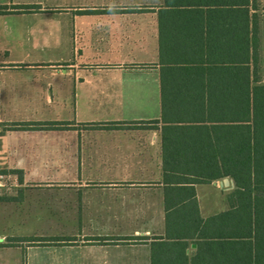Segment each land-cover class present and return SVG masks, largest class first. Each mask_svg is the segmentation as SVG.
Returning <instances> with one entry per match:
<instances>
[{
  "label": "crops",
  "instance_id": "0c3cea01",
  "mask_svg": "<svg viewBox=\"0 0 264 264\" xmlns=\"http://www.w3.org/2000/svg\"><path fill=\"white\" fill-rule=\"evenodd\" d=\"M2 4L41 7L0 13V176L33 182H0V264H240L237 250L226 262L219 237L166 231V201L173 200L169 188L176 180L163 167L165 0ZM187 14L185 32L200 31L215 41L224 30L216 9ZM48 121L58 124L39 127ZM43 180L56 182L37 183ZM234 188L231 177L196 183L200 216L236 207L228 198ZM42 198L55 204L53 211H20L15 205ZM64 202H71V217L64 214ZM170 206L195 208L188 200ZM16 223L55 230H1ZM68 224L71 230H64Z\"/></svg>",
  "mask_w": 264,
  "mask_h": 264
},
{
  "label": "trees",
  "instance_id": "16d2710c",
  "mask_svg": "<svg viewBox=\"0 0 264 264\" xmlns=\"http://www.w3.org/2000/svg\"><path fill=\"white\" fill-rule=\"evenodd\" d=\"M40 7L2 4L0 13ZM251 7L256 11L251 12ZM204 8L221 13L224 30L215 41L200 31L182 29L190 18L187 13ZM167 13L172 14L164 21ZM160 17L163 167L176 180L169 188L173 200L166 201V231L195 230L219 237L226 262H232L237 250L240 264L252 260L264 264V78L260 75L258 2L165 0ZM38 124L52 128L58 123ZM224 177L234 180L228 198L236 207L202 218L195 184ZM186 200L195 208L170 206L172 201ZM175 211L179 214L172 218Z\"/></svg>",
  "mask_w": 264,
  "mask_h": 264
},
{
  "label": "rangeland",
  "instance_id": "374dc122",
  "mask_svg": "<svg viewBox=\"0 0 264 264\" xmlns=\"http://www.w3.org/2000/svg\"><path fill=\"white\" fill-rule=\"evenodd\" d=\"M259 10L261 11L262 14V32H261V36H262V51L264 53V0H261L260 5H259ZM0 182L2 184L5 185H14L17 183H33L32 181H26V180H22V177L17 176V175H8V174H4L2 176H0ZM56 181L53 180H43V181H38L37 183H53ZM22 194L24 195L23 192L19 193V195ZM46 193H42L39 192L38 195L43 196ZM68 194V193H65ZM70 194V193H69ZM17 207V210H22V211H26L27 209L30 210H41L43 212H51L54 210L55 208V204L50 202L47 199H39V200H35L32 201L30 203L26 202V204L24 202L22 203H16L15 204ZM64 214L66 216H72L73 214V209H72V205L71 202H64ZM54 225H45V224H32V225H25V224H19L16 223L14 225H10V226H1V230H9L10 232H14V233H20V232H35V231H52L55 230L53 229ZM65 229L64 230H71L72 225L68 224V225H64Z\"/></svg>",
  "mask_w": 264,
  "mask_h": 264
},
{
  "label": "water",
  "instance_id": "95a60500",
  "mask_svg": "<svg viewBox=\"0 0 264 264\" xmlns=\"http://www.w3.org/2000/svg\"><path fill=\"white\" fill-rule=\"evenodd\" d=\"M225 180H228V178H225Z\"/></svg>",
  "mask_w": 264,
  "mask_h": 264
}]
</instances>
